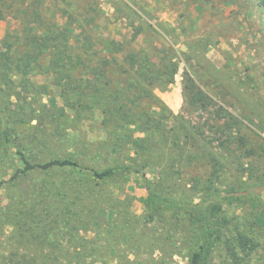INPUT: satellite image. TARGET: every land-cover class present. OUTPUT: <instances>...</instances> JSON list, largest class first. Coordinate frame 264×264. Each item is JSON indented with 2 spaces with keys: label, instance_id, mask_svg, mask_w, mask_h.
Returning a JSON list of instances; mask_svg holds the SVG:
<instances>
[{
  "label": "trees",
  "instance_id": "16d2710c",
  "mask_svg": "<svg viewBox=\"0 0 264 264\" xmlns=\"http://www.w3.org/2000/svg\"><path fill=\"white\" fill-rule=\"evenodd\" d=\"M88 10L97 11L82 0H0L9 25L0 42V264H173L175 255L259 264L264 212L253 211L249 181L264 191V137L251 116L234 100L218 105L187 70L185 103L173 113L156 91L174 83L177 65L164 70L137 48L139 32L105 35ZM39 76H51L62 105L12 108ZM98 112L104 139L76 140L71 132ZM133 181L147 191L140 216L126 193Z\"/></svg>",
  "mask_w": 264,
  "mask_h": 264
},
{
  "label": "rangeland",
  "instance_id": "374dc122",
  "mask_svg": "<svg viewBox=\"0 0 264 264\" xmlns=\"http://www.w3.org/2000/svg\"><path fill=\"white\" fill-rule=\"evenodd\" d=\"M82 1L96 8V12L88 11L105 27V35L130 41L139 32L135 41L137 48L148 51L164 70L170 63L177 65L174 83L165 90L156 91L159 100L173 113L178 114L185 103L183 77L187 70L203 80V89L215 95L218 105L234 100L238 107L244 108L253 120L252 128L264 137V0ZM8 28L7 22L0 21V42L8 35ZM33 83L21 101L10 103L12 108L31 103L34 108L41 109V104H49L52 100L62 105L59 89L51 76L36 77ZM44 90H47L45 94ZM71 135L79 141L103 140L101 114L98 112L85 120ZM251 165L261 167L257 161ZM105 166L102 163L96 168ZM134 183L127 184L126 193L133 197L132 211L140 216L144 213L147 191ZM249 184V198L258 204L254 213L264 212V191L260 193L258 187L260 179H253ZM0 196L4 200L5 193ZM131 246L116 244L123 253L130 251ZM147 250L152 248L147 245ZM159 254L156 251L153 256L159 258ZM258 257L253 263L262 261L264 264V254ZM130 259L132 264L146 261L141 257L130 256ZM109 264H116L115 259ZM173 264H187V261L175 255Z\"/></svg>",
  "mask_w": 264,
  "mask_h": 264
}]
</instances>
